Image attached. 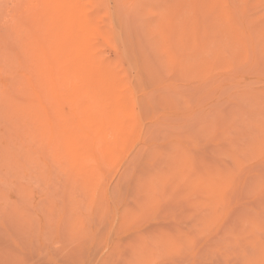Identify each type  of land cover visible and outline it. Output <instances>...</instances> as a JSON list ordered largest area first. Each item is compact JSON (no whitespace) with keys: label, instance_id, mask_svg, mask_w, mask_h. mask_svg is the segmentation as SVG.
I'll return each mask as SVG.
<instances>
[{"label":"rangeland","instance_id":"obj_1","mask_svg":"<svg viewBox=\"0 0 264 264\" xmlns=\"http://www.w3.org/2000/svg\"><path fill=\"white\" fill-rule=\"evenodd\" d=\"M0 264H264V0H0Z\"/></svg>","mask_w":264,"mask_h":264},{"label":"bare ground","instance_id":"obj_2","mask_svg":"<svg viewBox=\"0 0 264 264\" xmlns=\"http://www.w3.org/2000/svg\"><path fill=\"white\" fill-rule=\"evenodd\" d=\"M110 65V64H109ZM112 67V66H111ZM110 66L108 65H105L104 69H105V72L110 75V76H113V77H116L117 73L115 72V70H113Z\"/></svg>","mask_w":264,"mask_h":264}]
</instances>
